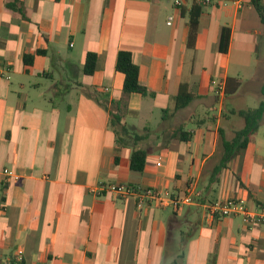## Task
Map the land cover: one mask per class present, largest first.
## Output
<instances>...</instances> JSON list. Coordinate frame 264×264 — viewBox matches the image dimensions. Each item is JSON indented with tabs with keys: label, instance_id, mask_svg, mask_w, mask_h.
<instances>
[{
	"label": "crops",
	"instance_id": "obj_1",
	"mask_svg": "<svg viewBox=\"0 0 264 264\" xmlns=\"http://www.w3.org/2000/svg\"><path fill=\"white\" fill-rule=\"evenodd\" d=\"M180 1L0 0V264H264V225L210 215L204 205L242 199L264 214V135L257 131L211 177L219 131L230 140L243 127L225 99L257 95L264 80V28L249 0ZM224 27L229 45L221 53ZM119 51L130 53L152 93L127 97L121 123L147 132L136 146L128 137L117 146L110 127L124 81L115 70ZM88 53L97 57L92 75L83 73ZM179 93L193 99L172 113ZM157 109L154 146L148 125ZM178 128L190 141L175 138ZM135 147L147 154L140 173L129 166ZM109 184L179 196L194 185L202 198L178 209L139 208L132 198L91 192Z\"/></svg>",
	"mask_w": 264,
	"mask_h": 264
},
{
	"label": "trees",
	"instance_id": "obj_2",
	"mask_svg": "<svg viewBox=\"0 0 264 264\" xmlns=\"http://www.w3.org/2000/svg\"><path fill=\"white\" fill-rule=\"evenodd\" d=\"M249 3L256 11L260 23L264 28V0H249ZM200 14V10L198 7L192 8V12L189 16V38H194L196 27H197V19ZM229 45V29L222 28L220 41H219V52L226 53ZM96 55L94 53H88L86 55L84 65H83V73L85 75H92L95 71L96 64ZM24 62L30 64L32 62V57L27 56L24 59ZM115 70L124 76L123 86H122V97L119 101L112 102L113 109L110 112V127L112 128L115 135V143L116 145H124L120 141L122 139L119 137V131H126L125 124L122 125L121 119L122 116L127 111V97L130 94L136 93L142 96H151L150 93L145 86H143L139 82V69L132 62L131 55L126 51H119L116 58ZM260 101L256 108L247 109V110H239L235 112V114L243 120V127L234 133V136L230 140H226L222 131H219V148H220V156L217 164L214 166L211 177L218 176L219 173L227 168L228 163L242 151H244L251 142V138L257 133L259 127L264 122V80L260 87L259 91ZM192 96L179 93L177 96L173 98V108L171 110L172 113L177 112L178 110L187 106L191 100ZM165 112V111H164ZM127 135V132L126 134ZM175 138L179 141L188 142L191 139V134L186 132L183 128H178L175 131ZM132 142H134V146H136L140 141L144 139L143 136L134 135ZM146 151L142 148H132L130 158H129V166L130 170L134 172H142L145 166L146 160ZM117 160V158H115Z\"/></svg>",
	"mask_w": 264,
	"mask_h": 264
},
{
	"label": "built area",
	"instance_id": "obj_3",
	"mask_svg": "<svg viewBox=\"0 0 264 264\" xmlns=\"http://www.w3.org/2000/svg\"><path fill=\"white\" fill-rule=\"evenodd\" d=\"M173 4L174 7L179 8L182 5L180 0H167ZM194 3L200 7L210 6L212 0H194ZM173 17L168 18L167 25L171 24ZM0 69L2 66L0 65ZM216 94L222 96L224 93V85L219 83L216 86ZM157 166H160L157 163ZM4 174L10 176V172L5 170ZM93 194L100 195L102 193H110L120 198H132L135 200L137 207H142L145 204L155 202L161 207H172L174 209L180 208L182 205H195L200 204L202 194L197 191L194 185H189L185 188L182 195H175L169 192L161 191L155 188L135 189L123 184H109L100 185L91 190ZM205 209L208 210L210 215H216L220 218L239 216L242 218L243 223L248 227H253L256 224L264 225V214L262 212H255L250 210L246 202L242 199H224L215 201L209 204H204ZM22 252L17 251L16 261L20 262Z\"/></svg>",
	"mask_w": 264,
	"mask_h": 264
},
{
	"label": "rangeland",
	"instance_id": "obj_4",
	"mask_svg": "<svg viewBox=\"0 0 264 264\" xmlns=\"http://www.w3.org/2000/svg\"><path fill=\"white\" fill-rule=\"evenodd\" d=\"M263 45H264V43L262 42L260 50H259V54L257 55L258 57H262ZM255 57H256V54H255ZM260 63H264V59H263V62H260ZM257 69H259V67ZM259 70H261V69H259ZM233 72H236V68L233 65H231L230 66V77H229V78H231V79H229V81H231V82L234 81L232 79L235 76L233 74ZM246 74H247V72L244 73V75H246ZM230 96H231L230 92L226 94V97H230ZM234 96H235V98L231 97L229 99H227V98L225 99V101H227V103L225 104V108L227 110H230V109H236V110L254 109V108L257 107L258 102L261 99L259 94L253 95V94H250V93H247V92H242L240 94L236 93ZM213 115H215V113L212 110H210L209 111V116L213 117ZM160 116H161V110L160 109L155 110V115L151 119L152 123L150 125H148V128H149L148 131L150 132L151 135L148 136L147 142L152 144V145H154V146H157L159 144V142H160L159 139L157 140V137H155L156 133L158 132L157 123L159 121V117ZM236 120H237L238 123L241 124V126L243 125V120L241 118L236 117ZM124 126H126V131L125 132H123L122 130H118L119 131V137L122 139V141H120L122 144L127 141V137L128 138H133L134 135L144 136L147 133L146 131H143V129H142L144 126H141V128H138V129H133L132 126H130V122L129 121ZM126 132H127V135H125ZM258 134L264 135V123L260 126V128L258 130ZM153 153H156V152L154 151Z\"/></svg>",
	"mask_w": 264,
	"mask_h": 264
}]
</instances>
